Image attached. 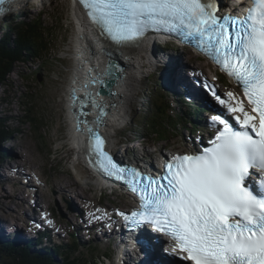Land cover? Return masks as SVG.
Here are the masks:
<instances>
[{
	"label": "snow or ice",
	"instance_id": "1",
	"mask_svg": "<svg viewBox=\"0 0 264 264\" xmlns=\"http://www.w3.org/2000/svg\"><path fill=\"white\" fill-rule=\"evenodd\" d=\"M146 2L166 17L160 30L194 43L247 105L232 91L223 98L209 89L231 120L211 115L209 143L171 158L158 178L100 153L107 175L138 195V208L121 213L125 224L153 229L166 238L164 251L191 264H264V193L253 191L254 183L264 190V0H251L242 16L221 15L219 0Z\"/></svg>",
	"mask_w": 264,
	"mask_h": 264
},
{
	"label": "rangeland",
	"instance_id": "2",
	"mask_svg": "<svg viewBox=\"0 0 264 264\" xmlns=\"http://www.w3.org/2000/svg\"><path fill=\"white\" fill-rule=\"evenodd\" d=\"M13 13L15 14L14 18L7 23H0V36L3 35L4 31L8 30L9 23L13 25L19 24L23 13H26L28 19H34L40 14H45L46 20H56L59 37L56 36L55 38L57 39L54 41L55 54H51L50 57L41 61L33 60L29 63L16 64L14 72L7 77V81L0 87V115L2 119L8 120L4 122V127L9 129L18 127L20 131L13 136L12 140L1 144L0 150H10L12 148L14 152H18L24 159L23 161L20 156L18 159L5 157L4 163L10 161V164L16 165L21 172L33 174V177L28 178L21 172L18 174L10 173L16 172L17 167L15 168L12 165L14 170L9 172V169L3 164L8 171L0 168V174L13 175L16 179L15 181L2 179L0 199L6 202V206L1 205L3 209H0V216L13 218L16 220L13 224H16V227L19 228L16 222L21 221L23 215L18 210L23 211L29 204L28 197L26 198L27 195L35 194L31 185L27 187L23 184V182L26 183L28 180L38 190L32 203H35L36 206L41 204L52 209L56 217L61 221L65 232L67 229L68 233H74L77 224L83 225L79 221L83 217L80 212L77 213L78 215L74 214L72 209H77L73 205L84 209L89 205H96L99 202L100 191L95 190L96 188L91 184L93 179L91 180L81 166L72 164L69 161L68 157L71 151L68 153L67 150L70 148L60 150L61 146L66 144V142L60 141L62 138H66L67 127L64 124L66 121L63 120V103H59L58 99L60 97L64 99L71 80V68L72 66L74 67V62L69 60L71 59L69 45L75 41V28L70 19V8L67 1L64 0H40V2L35 4L24 2L22 3V9H17ZM170 48L173 50L168 52L175 57L181 58L183 60L181 63L184 64L186 62L185 52L172 46ZM200 64L206 65L203 62ZM154 70L147 69L145 73L142 72L139 79L141 81L140 92L136 96L132 112L126 123L121 126L122 128L120 127V130H113L116 134L113 146L117 150L118 155L122 146L126 145V140L133 139L135 136L140 137L139 139L142 140L145 152V147L149 146L151 153L149 152L148 154H154V149L150 148L153 146L157 150L165 148V146L184 150L190 145L189 134L194 126L187 121L179 120V118H175V121L178 122L176 131L171 129L167 133L169 138H164V140L153 134L155 131L157 132L156 128V130L152 127L150 129L144 128L145 123H150L152 118L153 125L156 126L160 123L155 121L153 110L149 115L152 98L164 92L158 85H166L175 89L174 85L171 86L168 83L169 81L164 75L166 73L165 69L164 71H162L163 69ZM183 72L184 70H179L178 75H183ZM156 86L159 89L155 91ZM176 90L179 91L178 87H176ZM159 102L158 105H166L162 97H160ZM172 108V114L182 113L183 109L178 111L174 107ZM19 116H22V120H26L22 122L19 120L21 119ZM11 118L14 119L9 121ZM31 118H35L37 121L34 123L30 121ZM162 119L164 121L165 118ZM169 125L167 124L165 127ZM68 133H70V130H68ZM195 135L197 134L195 133ZM72 139L71 137V142L74 143ZM123 143L125 144L122 145ZM119 144L121 145L118 146ZM70 146L72 148V145ZM118 148L120 149L118 150ZM125 156L130 157L131 154L126 153ZM37 178H39L38 182ZM74 182L77 185H74ZM12 197L17 199L13 200ZM21 201L24 205L20 203ZM123 202V198L110 194H106L105 198H102L103 204H109L116 208H120V204ZM70 243L72 242L70 241ZM90 245L97 247V243H91ZM87 246L79 247L76 256L87 257L90 261L95 262L94 264H104L103 259H100L102 256L101 251L98 249L87 250ZM1 249L2 244L0 245V251Z\"/></svg>",
	"mask_w": 264,
	"mask_h": 264
},
{
	"label": "bare ground",
	"instance_id": "3",
	"mask_svg": "<svg viewBox=\"0 0 264 264\" xmlns=\"http://www.w3.org/2000/svg\"><path fill=\"white\" fill-rule=\"evenodd\" d=\"M77 19H78L77 25L80 24V29H79L80 32H79V36L77 37L78 46L75 47V45L72 44V42L69 45L71 49L70 51L71 59L69 60L74 62V67L72 66L71 68V72H72L71 80L68 85V88L66 87L67 91H66V95L64 99L62 97L58 99L59 103H63V108H64L63 109L64 110L63 120L66 121L64 122V124L67 127L66 128L67 134H69L70 136L72 135V138H73L72 140H74L77 147L81 149L80 146L82 142L85 140V136H86L85 129H87L88 126H93V123L95 121V118L93 120L91 115L88 113L87 122L79 123V126L76 124V115L79 116V111H81V109L78 106L79 101L83 102L84 99L85 100L88 99L89 103L91 102L93 106L99 108V110L95 112L94 117H97L101 114L100 116L103 118L102 120L100 119L101 120L100 123L95 122L94 124L104 129L103 131H101L102 135L107 136L109 145L113 146L114 145L113 141L115 140L114 136L116 135L113 132V130L115 131L120 130L122 128L121 126L124 125L126 121L128 120L132 112L134 102L136 101V96L138 92H140L139 90L141 86V81L139 79H140V76L142 75V72L145 73V70L147 69H154V68L157 69L156 67H158V69L160 70L163 69L162 71H164L165 69L166 73L164 75L168 79L169 81L168 83L171 86L174 85L175 92H176V87H178L179 91L177 92L183 93L182 88H183L184 83H186V79L184 78V75L186 74V68L189 65V62H184V64H182L181 61L183 62V60L181 58L175 57L169 52L167 53L161 50L156 51L155 47L150 45V43L146 45H141L139 49L134 50V51L128 50L126 52L123 50L117 56L122 61L124 65V70L122 71V76H121V78L122 77L123 78L121 80L120 79L117 80L118 84H115L113 86V89L116 92L115 98L111 100L113 103L112 105L113 107L111 106L112 108L107 111L106 109H103V108L100 109V105H103V104L109 105L108 99L106 100L105 98L103 99L97 98L90 94V92L92 93V89H93V87H90V81L93 78L91 77L88 79L89 77L88 75L90 71L92 72L94 71V75H96L94 78L99 77V74L102 69L103 59L106 60L105 53L108 51L110 52L109 44L106 41H104L102 38H100V35L96 28H94V30H91L87 25H85L82 14L77 15ZM73 68H74V71H73ZM179 70H184L183 75H178ZM94 90H95V87L93 91ZM189 98L196 99V97L192 94H189ZM181 104H183L182 101H180V105ZM186 105L189 106V103H187ZM96 113L99 115H97ZM11 119H14V118H11ZM19 120L24 122L26 119L22 120L21 118ZM2 121L6 122L8 120L6 119ZM68 130H70V133H68ZM1 151L3 153H7L10 159H18L20 156V154L18 152L17 153L14 152L12 148L10 150L1 149ZM138 155H139L138 157H140L142 155V152H139ZM20 157L24 161L23 157L22 156ZM149 160L153 161L154 158L150 157ZM4 162L5 161L3 160V164L9 169V171L14 170L12 165L10 164V161L6 163ZM79 162H77L76 165L81 166L82 169L90 176L87 166H83ZM1 183H2V179L0 176V184ZM92 183L95 185L97 184V182H94L93 180H92ZM74 185H77V183L74 182ZM74 185H71V186H74ZM62 193L64 192L62 191ZM12 199L14 200L17 198L12 197ZM20 203L23 204L22 201ZM1 205L5 207L6 202L0 199V209H3ZM73 207L78 210L77 211L75 209H72L74 211V214L78 215L77 213H79V208H77V206L75 205H73ZM3 218H4V222H1L0 226L4 228V224H7L10 218H5V217ZM10 228L14 230V233H16L18 239H20L22 235L26 234L25 232L17 228L16 224L10 225ZM75 229L76 230L74 233H76L79 228L75 227ZM10 233L12 232L8 228H4L0 232V245L2 244L3 247L8 248L9 246L7 245V243H14V242L5 241V239H8V240L14 239L13 237L10 236ZM93 235H95L98 238H101V236L96 234V232H94ZM37 241L38 240L30 243L29 249L26 247H23L21 243L20 244L14 243V249L16 248L19 251L28 249L31 252H35L37 249H39ZM23 244H25L24 241H23ZM38 253L46 254L42 252H38ZM159 255L160 253L156 252L155 256L159 257ZM106 258L109 263H112V260L109 257H106ZM60 259H61L60 255L59 256L57 254L53 255V260H55L56 262H59ZM171 262L172 261L168 258V264H171Z\"/></svg>",
	"mask_w": 264,
	"mask_h": 264
},
{
	"label": "trees",
	"instance_id": "4",
	"mask_svg": "<svg viewBox=\"0 0 264 264\" xmlns=\"http://www.w3.org/2000/svg\"><path fill=\"white\" fill-rule=\"evenodd\" d=\"M21 19L19 24L13 25L9 23L8 30L4 31L3 35L0 36V87L7 81V77L14 72L16 64L29 63L33 60L41 61L50 57L51 54H55L54 41L57 39L55 38L56 36L59 37L57 32L58 29L56 28V20H46L45 14H40L34 19H28L26 13H23ZM158 86L164 90V92H161L160 95L155 98L151 97L152 103H150L151 110L149 115L153 110V113H155V121L160 123L156 126L153 125L152 118L150 123H145L144 128H156L157 132L155 131L153 134L156 135V137H161V140L169 138L167 133H169L171 129H177L178 122L175 121V118L187 121L197 128V124L200 122V114H196L192 108L185 105L181 107L183 108L181 114H172L173 108L169 100L171 90L166 85L162 86L160 84ZM158 86H156L155 91L159 89ZM160 97L164 99L166 105H158ZM197 109L200 110L201 107L198 106ZM162 118L166 120L164 119L163 121ZM2 120L4 119H2L0 115V145L4 144L7 139L11 140L15 132L14 130L5 128ZM30 121L35 123L37 119L31 118ZM171 122H173V125ZM167 124L170 125L165 127ZM4 156H7V154L0 150V161ZM74 242L76 243V240H74ZM7 245L9 246L8 248L2 246L0 251V264H92V262L88 261L86 258H72L74 257L75 250L66 247H55L58 256L62 253L64 254L61 255V261L56 262L53 260V255L51 253L41 254L38 252H31L28 249L19 251L14 249V243H7Z\"/></svg>",
	"mask_w": 264,
	"mask_h": 264
},
{
	"label": "water",
	"instance_id": "5",
	"mask_svg": "<svg viewBox=\"0 0 264 264\" xmlns=\"http://www.w3.org/2000/svg\"><path fill=\"white\" fill-rule=\"evenodd\" d=\"M109 48H110V52L108 51L105 53L106 60L103 59L102 69L99 74V77L94 78L96 76L94 75V71L93 72L90 71L88 75L89 76L88 79L91 77L93 78L90 81V87H93V89L95 87V90L93 91L92 89V93L90 92V94L97 98H102V99L105 98L106 100L108 99L109 105L107 104L100 105L98 103L100 105V109L103 108V109H106V111L113 107L112 106L113 103L111 100H113L116 95V92L114 91L113 86L115 84H118L117 80L119 79L121 80L123 78V77L121 78V76H122V71L124 70V65L117 56L123 50L126 52L130 50V48L127 46H118V45H112V44H109ZM130 51H134V50H130ZM78 106L81 109V111H79V116L76 115V124L78 126H79V123L87 122L88 113L91 115L93 120L95 118L94 123L95 122L100 123L101 120L103 119L100 116L101 114L99 115L97 113L96 114L99 116L94 117L95 112L99 110V108L93 106L91 102L89 103L88 99L86 100L84 99L83 102L79 101ZM94 123H93V126H88L87 129H85V133L88 137L97 136L98 134L101 133V131L104 130L103 128L96 126Z\"/></svg>",
	"mask_w": 264,
	"mask_h": 264
}]
</instances>
